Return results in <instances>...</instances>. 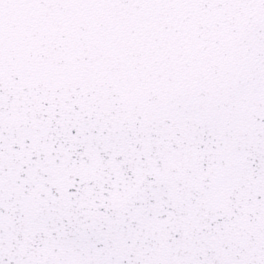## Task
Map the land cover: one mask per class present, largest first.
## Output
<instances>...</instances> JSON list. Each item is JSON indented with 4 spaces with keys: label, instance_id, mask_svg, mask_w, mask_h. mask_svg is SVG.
<instances>
[{
    "label": "snow or ice",
    "instance_id": "obj_1",
    "mask_svg": "<svg viewBox=\"0 0 264 264\" xmlns=\"http://www.w3.org/2000/svg\"><path fill=\"white\" fill-rule=\"evenodd\" d=\"M0 264H264V0H0Z\"/></svg>",
    "mask_w": 264,
    "mask_h": 264
}]
</instances>
